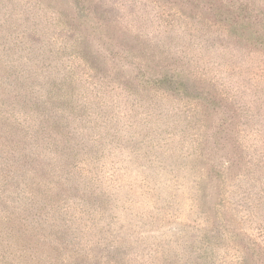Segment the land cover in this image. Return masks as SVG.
<instances>
[{"label": "rangeland", "instance_id": "1", "mask_svg": "<svg viewBox=\"0 0 264 264\" xmlns=\"http://www.w3.org/2000/svg\"><path fill=\"white\" fill-rule=\"evenodd\" d=\"M0 134L130 264H264V0H0Z\"/></svg>", "mask_w": 264, "mask_h": 264}, {"label": "trees", "instance_id": "2", "mask_svg": "<svg viewBox=\"0 0 264 264\" xmlns=\"http://www.w3.org/2000/svg\"><path fill=\"white\" fill-rule=\"evenodd\" d=\"M30 140L27 146L32 147ZM19 143L24 144L0 134V264H130L132 259L124 258L130 239L116 231L123 227L120 217L114 212L102 219L110 205L92 200L98 219L86 224L69 211L73 207L65 194L53 186L31 184L33 178L26 173L32 169H16L21 154L8 151ZM21 165L30 167L27 161ZM79 200L71 202L74 208L85 201Z\"/></svg>", "mask_w": 264, "mask_h": 264}]
</instances>
